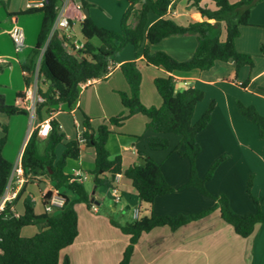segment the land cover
<instances>
[{"label":"crops","instance_id":"1","mask_svg":"<svg viewBox=\"0 0 264 264\" xmlns=\"http://www.w3.org/2000/svg\"><path fill=\"white\" fill-rule=\"evenodd\" d=\"M41 1L43 0H0V59L6 61L5 64L0 63V95L4 97L7 105L23 107L21 99L17 98V94L23 93L25 89L21 65L36 45L42 21L41 13L16 14L34 7ZM228 1L233 4L239 0ZM128 8L129 3L126 0H59L55 22L66 19L69 25L55 31L67 39L70 46L73 42L84 45L87 42L82 34L84 9H87V17L95 25L118 32ZM134 8L139 10L140 4ZM165 18L180 26L203 20L188 0H172ZM158 19L154 14L148 13L145 29ZM135 23L132 13L128 16L126 24L134 27ZM209 23L212 24L213 21ZM263 25L264 2H260L251 10L249 25L239 29V37L235 40L236 50L252 56L254 65L252 68H240L237 75L232 61L216 62L205 72L192 70L171 74L145 62V48L150 53L165 52L178 61L188 60L197 47V41L192 36L169 37L155 45L144 40L137 49L127 45L111 61L112 70L107 76L80 85L78 100L71 108L60 105L52 114L43 116L41 122L35 115L30 114L11 117L0 114V125L7 127L2 156L13 168L21 164L22 152L32 132L45 121H55L59 125L60 132L65 136V144L75 140L84 131V116L89 119L91 128L96 130L100 125L107 124L109 119L125 114L126 110L118 93H127L129 88L119 67L126 62L135 61L141 74L139 99L145 107L161 106L162 100L153 83L156 78L166 76L175 80L178 89L194 88L203 92L202 101L195 106L192 124L198 121L209 104L214 102L210 122L196 137L200 146V153L195 162L197 173L199 177H203L217 159L225 157L213 177L206 183V190L212 196L225 195L232 210L238 214L255 213L256 207L246 194V184L251 176L252 194L259 199L264 196V140L259 138L257 127L241 115L236 102L254 107L264 117V55L260 52L261 46L264 45ZM15 26L24 34V46L18 53L14 52L9 37ZM224 39L225 31L222 28L220 40ZM90 43L99 46L95 39ZM246 81V87L242 88L241 84ZM47 87L48 83L40 78L38 89L45 91ZM146 123L144 116L134 115L121 126H109L111 134L107 139L106 149L111 157L121 158L123 171L130 166L141 165L139 154L147 155L160 165L166 182L175 191L157 196L152 205L141 204L131 181L120 174L116 176L113 187L120 192L121 199L114 203L111 211L123 212L128 209L133 213L141 209L145 210L144 215L152 213L155 216L174 217L213 208V199L202 196L194 188L186 187L189 163L174 151L176 148L183 149L180 137L167 135L165 137L170 143L167 150L150 151L145 143V138L150 135L145 130ZM2 136L0 127V138ZM46 136H38L40 153L43 152ZM63 144L56 148L58 157L64 149ZM94 160V149L82 144L78 159L66 162L65 174L75 179L78 172L84 177L81 184L91 196L92 209L89 210L85 204H79L78 235L71 246L60 252V264L64 257L69 259V264H119L129 244V238L110 224V219L115 221L112 214L100 213L103 197L112 198V194L110 189L94 187L91 174ZM35 178L21 189L25 187L24 197L33 203L35 214L38 215L43 213L42 195L55 187L49 177L39 171ZM36 203L40 205L39 212L36 210ZM117 204L118 208L115 207ZM261 209L264 212V203ZM14 211L20 215L22 207L16 205ZM29 228H33V231H28ZM37 232V227L29 226L21 230V235L31 237ZM129 264H264V224L256 225L253 234L243 239L234 233L220 218L219 211L215 210L175 231L168 227L154 228L141 234L134 245Z\"/></svg>","mask_w":264,"mask_h":264},{"label":"trees","instance_id":"2","mask_svg":"<svg viewBox=\"0 0 264 264\" xmlns=\"http://www.w3.org/2000/svg\"><path fill=\"white\" fill-rule=\"evenodd\" d=\"M126 1L129 8L122 18L118 32L98 27L89 17L84 18L82 34L87 42L84 49L75 54L68 51L70 45L67 39L53 30L59 0H43L42 7L29 8L16 14H42L36 45L21 65L25 87L33 80L37 66L38 79L43 78L48 83L45 91L38 89V94L42 98V102L35 107L38 121L41 122L43 116L52 114L60 105L71 108L78 100L80 85L105 77L111 61L127 45L137 49L144 40L155 45L169 37H195L197 47L192 56L185 61L175 60L165 52L150 53L145 48V62L170 74L192 70L205 72L216 62L232 61L235 64L236 75L244 66L253 67L254 58L238 52L235 40L239 37V29L249 25L253 7L264 0H239L233 4L228 0H188L203 20L187 26H180L165 18L172 0ZM208 3L213 7L208 6ZM137 4H140L139 10L134 8ZM132 13L136 23L134 27H129L126 21ZM148 13L159 19L145 29ZM222 28L225 31L224 41L220 40ZM92 39L97 40L99 46L92 45L90 43ZM260 52L264 55V45L261 46ZM119 71L129 88L127 93H118L126 110L125 114L109 119L107 124L100 125L96 130L91 128L89 119L84 116V131L75 140L65 144H63L65 136L60 132L59 125L55 121H49L50 130L45 138L42 153L38 149V128L32 132L20 160L25 176H35L38 171L48 176L55 189L61 191L65 203L57 212L37 215L33 203L24 197L23 187L16 199L0 212V264H60V252L71 246L78 235L75 205L85 204L88 209H92L91 196L84 186L64 172L67 160L78 159L82 144L92 147L95 151L94 169L91 171L95 188L114 189L116 176L123 174L131 181L139 202L146 205H152L157 196L175 191L166 182L160 165L147 155L139 154L141 165H133L123 171L121 158L111 157L108 153L106 142L111 134L109 126H121L134 115H142L147 119L145 130L150 135L145 138V143L150 151L167 150L170 145L165 137L167 135L180 137L183 149L176 148L174 151L189 163L186 187L194 188L202 196L213 199L215 206L196 214H179L174 217L155 216L152 213L144 215L145 210L138 209L137 219L123 225L110 219V224L129 238V244L119 264H129L134 245L142 233L158 227H168L175 231L181 226L208 216L215 210L219 211L220 218L233 229L234 233L243 239L253 234L256 225L264 224V212L261 209L264 196L259 199L252 194L251 176L246 184V194L255 205L256 211L238 214L232 210L225 195L212 196L205 187L225 157L217 159L203 177H199L197 173L195 162L200 153V146L196 137L210 122L214 102H211L198 121L192 124L195 106L203 99L202 91L194 88L176 91L172 77L156 78L153 84L162 100L161 106L145 107L139 99L141 74L137 63L126 62L119 67ZM246 85L247 81L242 83L241 87L244 88ZM21 97L22 93L17 94V98ZM236 105L241 115L257 127L259 138L264 140V117L252 106H245L239 101ZM0 114L11 117L28 113L23 108L7 105L4 97L0 95ZM0 127L3 132L0 138L1 198L8 185L13 165L2 156L7 127L5 125ZM90 131L93 133L92 138ZM62 144L64 149L58 157L56 148ZM16 205L22 207V213L18 216L11 210V207ZM29 226L38 227V232L31 237L22 236L21 230ZM62 264H69V259L64 257Z\"/></svg>","mask_w":264,"mask_h":264},{"label":"built area","instance_id":"3","mask_svg":"<svg viewBox=\"0 0 264 264\" xmlns=\"http://www.w3.org/2000/svg\"><path fill=\"white\" fill-rule=\"evenodd\" d=\"M42 2L43 1L36 3L32 8L42 7ZM68 25L69 23L66 19H59L56 20V22H54L53 30L55 31L57 29L67 28ZM9 37L11 39L14 52L15 53L20 52L24 46V34L22 30L16 26L13 27L9 33ZM83 49H84V45L78 42H73V44L70 46L68 51L75 54L76 52L82 51ZM0 63L5 64L6 61L0 59ZM111 70L112 67L109 66L108 73L106 74V76L111 72ZM38 80L39 79H38V66H37L33 80L27 87H25L22 93V97L20 98L23 104L22 108L25 109L27 113L30 114L31 116L35 115L36 105L42 102V98L38 94ZM173 81L175 84L176 91L183 90V89H178L176 87V82L174 79ZM184 86H186V83H184ZM49 130H50L49 121H45L41 123L38 127V136L39 137L46 136L49 133ZM35 179L36 178L33 175L25 176V172L21 164H17L12 170L5 192L0 198V212L4 210L7 204H11L16 199L17 193L23 185ZM74 180L78 183H82L84 177L82 178L81 175L77 172L75 174ZM111 194H112L113 202L118 203L121 199L120 192L114 188L111 189ZM42 200H43V213L46 214H52L54 212L61 210L65 203L64 197L57 189H52L50 192L43 194ZM93 209L95 210V208ZM11 210L14 211V207H11ZM15 215L18 216L17 214ZM132 215H133V219H137L138 210L133 211Z\"/></svg>","mask_w":264,"mask_h":264},{"label":"rangeland","instance_id":"4","mask_svg":"<svg viewBox=\"0 0 264 264\" xmlns=\"http://www.w3.org/2000/svg\"><path fill=\"white\" fill-rule=\"evenodd\" d=\"M102 204H103V207L100 209V213L107 212L109 214H112V216L115 219V222H118L119 224L123 225L126 222H130V221L133 220L132 219V210L125 209L123 212H119V211L112 212L111 211L112 207L114 206V202H113V198H111L110 196H104L103 199H102ZM85 207H87V206L85 205ZM115 207L118 208L119 204H117ZM75 208H76L75 209L76 213H78L79 204L75 205ZM36 210H37V212L40 211L39 203H36ZM89 210H91V209H89ZM29 230L32 232L33 228H29L28 231ZM38 230H39V228H38Z\"/></svg>","mask_w":264,"mask_h":264},{"label":"water","instance_id":"5","mask_svg":"<svg viewBox=\"0 0 264 264\" xmlns=\"http://www.w3.org/2000/svg\"><path fill=\"white\" fill-rule=\"evenodd\" d=\"M83 14H84L85 17L88 16V11H87V9H84ZM92 136H93V135H92V132H91V134H90V138H92ZM92 194H94V192H92Z\"/></svg>","mask_w":264,"mask_h":264}]
</instances>
